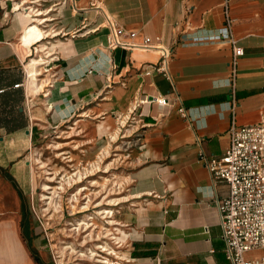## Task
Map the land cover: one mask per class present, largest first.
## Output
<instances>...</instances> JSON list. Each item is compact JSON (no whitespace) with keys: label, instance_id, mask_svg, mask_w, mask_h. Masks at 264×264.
Wrapping results in <instances>:
<instances>
[{"label":"crops","instance_id":"1","mask_svg":"<svg viewBox=\"0 0 264 264\" xmlns=\"http://www.w3.org/2000/svg\"><path fill=\"white\" fill-rule=\"evenodd\" d=\"M226 5L245 52L234 92ZM35 18L42 22L28 39L44 36L32 53L43 44L47 54L44 88L33 96L22 36ZM108 18L137 33L125 42L149 38L152 49H111ZM158 48L172 51L171 80L152 72L161 60ZM159 97L168 105L152 100ZM133 112L140 123L122 130L119 117ZM233 119L238 126L264 121V0H0V167L28 194L33 175L26 154L51 129L71 132L70 140L72 129L92 130L80 145L86 154L120 141L134 145L123 155L130 173L127 204L114 209L125 264H231L214 206L229 196V186L213 182L199 153L222 158ZM117 130L119 139L112 141ZM0 231L15 241L0 264H34L20 224L0 223ZM248 257H264V251Z\"/></svg>","mask_w":264,"mask_h":264},{"label":"rangeland","instance_id":"2","mask_svg":"<svg viewBox=\"0 0 264 264\" xmlns=\"http://www.w3.org/2000/svg\"><path fill=\"white\" fill-rule=\"evenodd\" d=\"M41 56L45 57L44 54ZM119 122L121 123V120ZM91 131L86 129L77 133L73 130L72 137L75 141L72 144L73 139L66 138L71 132L62 135L57 133L56 129H51L49 135L35 142L25 158L33 175V187L28 194H20L13 184L0 175L4 193L0 196V223L13 222L21 225V219L28 213L27 235L30 236V241L26 247L34 264H38L39 259L44 264H101L97 261L106 260L114 261L115 264L119 262L106 252H100L101 249L96 250V247L108 245L116 249L119 246V250H116L118 255L122 254V243L118 239L121 244H112L110 234L115 235L114 229L117 228L115 223H112L115 222L114 209L127 204L130 173L124 161L126 157L123 155L134 145L126 143L121 146L120 141L112 147L109 146V153L97 168L94 164L102 149L99 154H86L82 153L80 148V145L85 146L83 136L88 138ZM77 135L80 136L75 139L74 136ZM70 142L71 144H68ZM65 144L67 148L70 146L69 149L61 150ZM74 146L77 148L74 149ZM38 157L44 163L43 169L35 163ZM90 170L92 173L88 172ZM92 181L97 184L91 183ZM44 185L51 186L52 190L44 192ZM80 187H86L87 190L80 193ZM46 197L59 200V210L55 211L52 206H48L50 200H44ZM114 199L120 200L112 203ZM110 211L114 212L113 215L107 213ZM90 216L91 220L88 219ZM82 221L89 222L90 228L82 226L78 229L79 226L76 225ZM116 237L120 238V235ZM17 244L19 245L18 240ZM92 251L97 253L99 258L93 257ZM0 258H5L4 253ZM19 260L21 261V258ZM12 264L15 263L12 261ZM121 264L125 263L121 261Z\"/></svg>","mask_w":264,"mask_h":264},{"label":"built area","instance_id":"3","mask_svg":"<svg viewBox=\"0 0 264 264\" xmlns=\"http://www.w3.org/2000/svg\"><path fill=\"white\" fill-rule=\"evenodd\" d=\"M226 30L232 48L230 63V81L232 92L236 89L238 78L239 60L245 52L242 46L234 38L232 33L233 21L225 6ZM110 35L108 45L111 49L127 47L131 49H152L153 45L149 38H144L141 44L125 42V36L136 38L137 33H126L115 26L108 18ZM161 60L157 65L151 66L152 72H156L171 80L170 61L172 51L166 48H158ZM146 71L148 77L152 73ZM17 88L19 85L16 86ZM175 89V88H174ZM164 107L168 105L166 98H152ZM148 102V98H146ZM180 101V98H179ZM237 105H232L233 114ZM179 114L186 120L191 121L188 111L180 107ZM120 127L122 130L130 124H138V116L131 113L126 119L123 116ZM125 122V123H124ZM230 144L222 158L209 159L200 149L199 156L213 180L226 182L229 186V196L223 200L215 199L214 206L217 208L225 242V254L231 264H264V257L249 258L251 253L264 251V121L248 126H238L233 119L230 130ZM203 139H198V146ZM115 214L113 215V217ZM112 239V244L119 245L120 235L117 228ZM118 243V244H116ZM119 247V246H118Z\"/></svg>","mask_w":264,"mask_h":264},{"label":"bare ground","instance_id":"4","mask_svg":"<svg viewBox=\"0 0 264 264\" xmlns=\"http://www.w3.org/2000/svg\"><path fill=\"white\" fill-rule=\"evenodd\" d=\"M26 2L27 1H24L23 2V7L25 6L26 7ZM28 3V2H27ZM21 6V7H22ZM16 8L17 9H19L20 8V6L19 5H16ZM16 9V10H17ZM24 11V10H23ZM17 12V11H16ZM32 14V13H31ZM24 17H30V13L29 12H27V13H25L24 14ZM30 20H32V19H30ZM31 22V21H30ZM35 24H32V25H30L29 27H27V29H26V31L23 33V36H22V39L25 41V42H27L28 44H27V47H28V55H29V61L28 62H25V65H24V68H25V70H26V73H27V77H28V80H27V86H28V89H29V92L33 95V96H35L38 92H40L41 93V91L43 90V88H44V84H45V82H43L42 80H41V73H42V71H43V69H44V64L46 63L45 62V58L44 57H42L41 56V54H44V55H46L47 53L46 52H44L45 51V46L43 45V44H41L40 46H38L37 47V50H36V53L34 54V53H32V50H31V45L33 44V43H35V44H37V43H39V41L40 40H42V37L44 36V34H38V36L35 38H32L31 40H29L28 38H31L32 36H33V34H35V32L36 31H38L39 30V25L41 24V20L39 19V18H35ZM46 37V36H45ZM34 50V49H33ZM50 80V79H49ZM53 84V83H52ZM49 87V86H48ZM44 93V92H43ZM48 94V93H47ZM49 95V94H48ZM47 99V98H46ZM158 105L159 106H161V107H164L162 104H159L158 103ZM51 106V105H50ZM125 123V122H124ZM102 127V126H101ZM102 129V128H101ZM72 130H74V129H72ZM95 130V129H94ZM103 131V130H102ZM119 132L120 131H118L117 130V132L115 133V135H113V137H112V141H116L117 139H119L118 138V135H119ZM77 133H79V132H77ZM84 141V140H83ZM84 143V142H83ZM115 143V142H114ZM84 144H86V143H84ZM56 146V145H55ZM92 146V145H91ZM109 146H111V145H109ZM109 146H105L104 148H102V153L98 156V160H97V162L94 164L95 165V167H97L98 168V166H99V163L101 162V161H103V158H105L104 156L105 155H107L108 153H109ZM75 147H77V146H75ZM57 148V147H56ZM111 149V148H110ZM83 152V151H82ZM58 156H59V154H57ZM118 157V156H117ZM35 163H37V165L39 166V168L41 169H43V167H45V166H43L44 165V163L41 161V159L38 157L37 159H35ZM106 169H107V167H106ZM107 171V170H106ZM88 172H91L92 173V171L90 170V171H88ZM79 179H81V178H79ZM91 183H93V184H97L96 182H91ZM78 184V183H77ZM92 187H93V185H92ZM81 188V190H80V193L81 192H85L86 190H87V188L86 187H80ZM43 189H44V192H48L49 190H52V188H51V186H49V185H44V187H43ZM55 194H58V193H55ZM54 195V194H53ZM57 198H58V196H57ZM44 200H50V203L48 204V206H52L54 209H55V211H57V210H59V207H60V205H59V207L57 206L59 203L57 202V201H59V200H57V201H55V199H53V197L52 198H49V197H46ZM120 199H114V200H112L111 202L112 203H117L118 201H119ZM77 201V200H76ZM61 203V202H60ZM109 215H113V211H110V212H107ZM88 219H92L91 218V216L88 218ZM112 223H115L116 224V222H112ZM90 223L89 222H86V221H82L79 225H76V226H79V228L78 229H80V227H82V226H88L89 228H90ZM87 227V228H88ZM112 235V236H111ZM110 236L112 237V239H114V235L113 234H110ZM120 239V238H119ZM14 240H13V238H12V235L10 234V233H5V232H2V231H0V255L1 254H3L4 253V255L6 254V252H7V250H9V251H13L14 249ZM107 244V243H106ZM116 244H118V243H116ZM18 245V244H17ZM98 249H101L102 251H100V252H103V253H107L108 254V256H111V257H113V259H117V260H119V262H117L116 264H121V261H122V259H121V255H118L119 253H118V251L117 250H119V248L117 247L116 249L115 248H112V247H109L108 245H106V246H97L96 247V250H98ZM94 252H95V250H94ZM92 256L93 257H98L99 258V256H98V254L97 253H93V251H92ZM0 261H5L4 259H1L0 258ZM97 263H101V264H115L114 263V261H108V260H106L105 262H100V261H97Z\"/></svg>","mask_w":264,"mask_h":264},{"label":"flooded vegetation","instance_id":"5","mask_svg":"<svg viewBox=\"0 0 264 264\" xmlns=\"http://www.w3.org/2000/svg\"><path fill=\"white\" fill-rule=\"evenodd\" d=\"M28 226H29V217H28V213L24 214L23 218L21 219V228H22V232L24 234V236L27 238V244H29L28 241H30V236L27 235V231L29 230L28 229Z\"/></svg>","mask_w":264,"mask_h":264},{"label":"trees","instance_id":"6","mask_svg":"<svg viewBox=\"0 0 264 264\" xmlns=\"http://www.w3.org/2000/svg\"><path fill=\"white\" fill-rule=\"evenodd\" d=\"M0 173L3 174L5 178L9 179L13 183V185L15 186V188L18 190L20 194H23L22 190L20 189L16 181L8 173H6L5 170L1 167H0ZM38 262L41 264H44L40 259L38 260Z\"/></svg>","mask_w":264,"mask_h":264}]
</instances>
